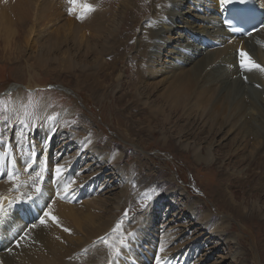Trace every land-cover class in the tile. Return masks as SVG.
Instances as JSON below:
<instances>
[{
    "label": "bare ground",
    "instance_id": "6f19581e",
    "mask_svg": "<svg viewBox=\"0 0 264 264\" xmlns=\"http://www.w3.org/2000/svg\"><path fill=\"white\" fill-rule=\"evenodd\" d=\"M103 2L76 0L78 5L95 9L81 20L78 16L83 9L74 7L70 0H0L1 44L11 52L32 55L35 61L26 62L28 88L42 87L36 84L37 78L41 79L39 71L48 73L55 68L54 78L68 73L76 79L75 89L62 87L63 95L80 100L84 79L101 69V61L111 55L109 49L127 50L131 45L127 35L140 27L138 49L131 59L127 58L139 61L133 95L139 110L137 127L140 132L153 135L159 128L164 143L178 142L183 151L193 154L195 161L218 165L222 169L218 174L220 183L228 185L229 190L235 189L230 197L226 196L232 210L228 218L219 219L207 202L195 198L191 204V196L175 187L159 198L151 210L121 221L119 216L132 197L128 185L133 172L144 171L137 167L148 169L152 158L141 155L140 148L131 144L139 151L135 157L139 166L129 165L115 145L125 140L120 134L104 147L100 145L101 137L91 136L88 126L65 130L64 119L80 111L74 107L61 110L58 127L47 129L39 125L36 133H31L20 123L29 96L24 89L9 87V108L0 110V197L9 198L8 203L2 200L4 211L0 213V245L7 244L0 253V264H157L158 257L163 264L175 254L177 259L187 257V263L206 264L208 252L215 246H208L201 256L198 250L215 239L232 245V260L238 261L247 240L234 235L231 222H239L241 230L249 234L253 252L258 248V234H264V225L257 232L245 223L248 218L264 223L263 182L249 196L255 199L250 212L236 200V195L253 187L257 170L264 166V72L253 69L248 78L239 77L238 41L228 38L220 22V0H115L116 10L109 7V2L108 6ZM145 16L147 20L140 26ZM192 34L224 47L206 50L190 40ZM254 39H247L248 55L264 66V37L262 46ZM55 50L62 56L60 60L53 53ZM81 53L91 54L99 62L95 66L79 64L75 56ZM125 75L116 76V86L127 84ZM83 103L85 107L90 105L85 99ZM41 105L43 114L50 109L47 99ZM74 148L77 153H73ZM225 148L229 150L221 154ZM19 149L27 155L18 156ZM28 161L35 162L26 169ZM246 164L245 172L234 169ZM57 166L62 168L59 177L55 174ZM8 175L15 179L10 181ZM73 180L75 183L65 193L64 186ZM36 187L41 189L39 193ZM204 195L211 198L206 191ZM168 200L166 209L170 213L158 214ZM178 201L186 204L185 209L177 206ZM216 204L221 215V207ZM177 209L188 217L189 224L174 233L172 229L180 222V217L172 218ZM46 211L57 218L56 223L43 215ZM64 228L70 231L65 232ZM19 232L24 235L19 246H14L10 240ZM190 232V241H185L183 237ZM122 241L127 246L119 257H114L113 249L120 247Z\"/></svg>",
    "mask_w": 264,
    "mask_h": 264
},
{
    "label": "rangeland",
    "instance_id": "374dc122",
    "mask_svg": "<svg viewBox=\"0 0 264 264\" xmlns=\"http://www.w3.org/2000/svg\"><path fill=\"white\" fill-rule=\"evenodd\" d=\"M108 2L110 3L109 7L116 10V5H114L116 3L115 0L114 2L104 0V6H108ZM132 15L135 16V11H132ZM147 17L148 16H145L141 19L140 26L146 22ZM52 30H55V27ZM20 34L19 36H21ZM139 34L140 27L136 28L134 33L127 35L131 39V45L127 50L124 49L123 52L121 50L122 48L117 52H114L111 49L108 50V55H111L101 61V69L98 72H95L94 75H92L93 77H89L90 80L89 78H85V84H81L82 93L80 96L82 97H80V100H78V97L76 98L72 95H63L61 91L62 87L75 89L76 79L73 75L68 73H58L60 77L54 78L57 74L55 68L53 70H48V73L43 70L39 71L41 79L37 78L38 80L36 81H38V83L36 84H41L42 87L28 88L30 79L28 71L26 70V62L35 60L32 59V55L29 56L27 53L18 54L17 52H11L1 44L3 40H0V93H3V91L6 93L9 87L13 88V90H16V88L24 89L23 92H25V94L26 90L31 91L32 89H35L34 94L30 95L29 100L27 99L28 107L25 116L26 119L31 118L32 124L34 123L35 126L33 125V127H31L28 123H25L27 127L24 126L31 132H36L38 122L40 125H43L39 109H41V101L47 99L50 102L53 116L55 115V123L61 118V110L65 108L69 109L74 106V108L80 109L76 115L74 114V116L67 119L66 124L64 123L63 127L64 129L66 128L65 130H70L76 125H81L82 127L88 126L90 127L89 133H91V136H93L92 134L99 135V137H101L100 145L104 147L110 146L109 142L117 140V134H120L125 140L116 142L115 145L119 146V151L124 153V156L126 157L125 163L129 165L134 164L139 166L138 164H135V157H138L137 153H139V151L134 145L140 148L141 155L146 154L149 158H152L148 161L149 170L142 165L144 167H137V170L139 171V169L142 168L144 171L139 172L140 174L136 171H134L135 173L133 172V180L129 181L130 183L128 185L132 197H130L128 206L119 216L121 221L139 215L140 212L146 210L154 200L170 193L175 187L182 188L187 195L191 196L188 199L189 201L192 200L190 201L191 204L194 203L195 198L202 199L204 202H207L211 208H214V210H212L218 218L220 217L219 219L225 217L228 218L229 215L227 214L232 210V206L228 204V197L231 196V193L235 191V189L233 191L229 190L228 185L226 187L220 183L218 174L222 169L216 164L206 165L205 163L195 161L193 154L189 151H183L178 142L172 141L164 143L161 134L158 133L159 128H155L156 132L154 130L153 132L155 133L153 135L152 133L140 132L137 127L138 120L136 117L139 115V110L136 109L135 98L133 95L135 93L134 82L139 77V61H130L127 58L130 57L131 59L136 53L138 49L136 40L138 39L137 37ZM53 53L59 55V60L62 58L58 51L55 50ZM75 59L79 64H88L89 66H95L99 62L95 61L93 55L90 54L85 56L83 53L79 56L76 55ZM92 73L93 72H90V75ZM119 74H126L125 77H127V84L123 85L122 88L116 86L115 80L116 76ZM52 86H54V89L51 88L50 90H47ZM8 93L11 92L8 91ZM8 93L0 96L1 111H5L9 106L8 100H12V95H9ZM69 94L71 93L69 92ZM125 94H128V97L123 98L122 96ZM103 95H106V97L100 102ZM83 99L89 101L90 105L88 107H85ZM32 111L36 113V118L33 116H27ZM45 121L48 124L52 123L49 120ZM40 128H42V126H40ZM37 129L39 128L37 127ZM72 141L74 143L73 139ZM228 144L230 148L231 144ZM229 148L222 149V151H220L221 154L229 150ZM76 151L78 152V150L74 148L73 153H77ZM18 152L21 157L27 155V152L22 151L21 149H19ZM234 161L235 160L232 162ZM146 163L147 162H143V164ZM244 166L234 168L233 165H231L230 169L234 168L235 170H244L245 172L248 170V165L246 164ZM262 171H264V166L257 170L259 175L257 176L256 183H254L253 187H247L244 194H238V196L235 194L236 200L249 212L251 211L253 201H255L254 198L249 197L252 194V190L255 191L260 187L258 184L260 181L264 184V173L261 174ZM173 178L174 182L172 180ZM204 191L210 195L212 200L211 198H206ZM222 194L224 196H222ZM146 195L149 199H144ZM216 203L221 207V215L217 212L218 207ZM168 204L169 200L162 205L158 214L166 213V215H168L170 213V211L166 209ZM176 204L181 209H185L186 207V204L180 203L179 201ZM145 205H147L146 208L144 207ZM179 211L180 209H177L176 212H173L177 215L175 214V216L172 217L173 219H178L180 217V222L175 224V227L172 229H175V233L179 232L183 226L189 224L188 217L185 216L182 211ZM125 213H127V215H125ZM235 222L237 221L231 222L234 224V235L240 234L244 240H247L241 247L242 256L240 259H238V261L237 259L233 261L232 253L234 252V249L231 250L232 245L229 246L227 242L215 239L212 241L213 243L208 242L204 246H200L198 250L199 255L201 256V253L204 250H207L208 246H215L210 252H208L210 258L206 264H264V234H258L260 235V237L258 236L257 238L258 248H256V252H253V240L249 238V234L244 233L241 230L242 226L238 225L239 222ZM245 223L249 228H252L257 232V229H262L261 226L264 225L262 221L257 219L254 220V218H248ZM191 232L188 233L186 238L183 237L185 241H188L190 237H192L193 234ZM250 233L254 234L255 231H251ZM257 249H259V252H257ZM258 253H262V255L260 256ZM154 258L156 259V257ZM153 262H155V260H153ZM187 264H191V262Z\"/></svg>",
    "mask_w": 264,
    "mask_h": 264
},
{
    "label": "snow or ice",
    "instance_id": "6c2138e0",
    "mask_svg": "<svg viewBox=\"0 0 264 264\" xmlns=\"http://www.w3.org/2000/svg\"><path fill=\"white\" fill-rule=\"evenodd\" d=\"M232 2H233V0H220L221 5H228V4L232 3ZM240 2L243 3L244 0H240ZM70 3H72L74 7H79V8H82V9H83V11L81 12V14L78 16V19H81V20H83V19L86 17V15H87L88 13L95 11V9H94L93 7H91L90 5H86V4H84V5H78V4L76 3V0H70ZM71 11H72V10H70V12H71ZM225 23H226V26L228 27V29H229L230 31H233V32H235V31H239V29L236 28V27H235L230 21H225ZM239 55H240V63H241V67H243V68H245V69H247V70H249V71L255 69V70H259V71H261V72H264V66H261L260 64L255 63V62L249 57L248 53H246V52H244L243 50H241L240 53H239ZM48 120L51 121V122H53V123L55 122V118H54V117H51V116L48 118ZM20 123H21L22 126L27 127V125L25 124V122H24L23 120H21ZM34 162H35V161H28V162H26V169L31 168V167H32V164H33ZM41 171H43V168L41 169ZM55 174H56L58 177L62 175V168H61L60 166H57V167L55 168ZM7 178H8L10 181H12V180L15 179V177L12 176V175H8ZM72 183H75V181H74V180H73V181H69L68 184H66V185L64 186V192H65V193H68V192H69V190H70V185H71ZM35 190H36L37 193H39V192L41 191V189H40L39 187H36ZM3 199H4V198L0 197V213H3V211H4L3 204H2V200H3ZM144 199H149V197L146 195V196L144 197ZM144 207L146 208L147 205H145ZM43 215H44L45 217H48L53 223H56V222H57V218H56L55 216H52L49 212L46 211V212L43 213ZM125 215H127V213H125ZM40 223H41V224H44V223H45V220H44V219H41V220H40ZM63 230H64L65 232L70 231L68 228H64ZM126 235H133V234H131V233H127ZM105 243H107V241H105ZM18 246H19V244H18ZM126 246H127L126 243H124V242L122 241L120 247H116V248H114V249H113L114 257H119V256L121 255L122 249H123L124 247H126ZM160 251H163V248H161ZM157 264H160L159 257L157 258Z\"/></svg>",
    "mask_w": 264,
    "mask_h": 264
}]
</instances>
